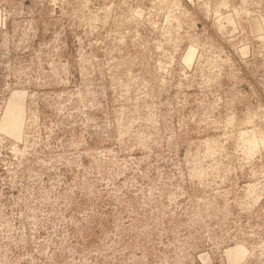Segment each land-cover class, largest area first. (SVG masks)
<instances>
[{"label":"rangeland","instance_id":"rangeland-1","mask_svg":"<svg viewBox=\"0 0 264 264\" xmlns=\"http://www.w3.org/2000/svg\"><path fill=\"white\" fill-rule=\"evenodd\" d=\"M0 264H264V0H0Z\"/></svg>","mask_w":264,"mask_h":264}]
</instances>
